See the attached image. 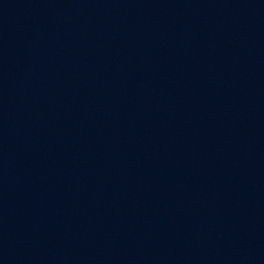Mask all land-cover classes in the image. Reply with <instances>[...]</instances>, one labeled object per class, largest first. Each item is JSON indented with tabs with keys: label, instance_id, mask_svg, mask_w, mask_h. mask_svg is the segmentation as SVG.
I'll return each mask as SVG.
<instances>
[{
	"label": "water",
	"instance_id": "1",
	"mask_svg": "<svg viewBox=\"0 0 264 264\" xmlns=\"http://www.w3.org/2000/svg\"><path fill=\"white\" fill-rule=\"evenodd\" d=\"M0 264H264V0H0Z\"/></svg>",
	"mask_w": 264,
	"mask_h": 264
}]
</instances>
